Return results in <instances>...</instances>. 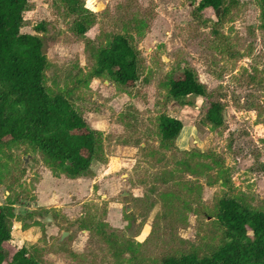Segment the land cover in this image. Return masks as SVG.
<instances>
[{"label": "rangeland", "instance_id": "1", "mask_svg": "<svg viewBox=\"0 0 264 264\" xmlns=\"http://www.w3.org/2000/svg\"><path fill=\"white\" fill-rule=\"evenodd\" d=\"M235 1L217 19L210 9L196 11L191 0H84L95 23L80 36L60 0H28L20 32L46 43L44 85L102 134V157L91 163V177L69 179L56 177L27 144H0V204L15 202L7 259L26 247L45 264H156L172 247L209 249L221 196L264 210V30L259 0ZM36 24L44 30L34 31ZM117 33L131 36L140 52L133 87L88 78L94 64L88 46L105 45ZM184 67L197 73L206 97L170 100L168 82ZM211 101L224 106L219 127L205 121ZM161 114L183 124L168 147L160 143ZM191 150L198 151L194 159L184 153ZM183 159L201 173L190 172ZM41 180L47 208H35ZM167 189L193 192L185 223L157 220ZM47 214L53 221L38 224ZM104 234L132 240L131 252L114 255Z\"/></svg>", "mask_w": 264, "mask_h": 264}, {"label": "trees", "instance_id": "2", "mask_svg": "<svg viewBox=\"0 0 264 264\" xmlns=\"http://www.w3.org/2000/svg\"><path fill=\"white\" fill-rule=\"evenodd\" d=\"M195 10L210 9L217 19L226 16L235 0H191ZM80 36L95 23V14L84 6V0H60ZM28 0H0V144L17 141L27 144L39 154L52 173L69 179L91 177V163L102 157V134L89 125L70 100L61 93H49L44 85L48 65L41 54L42 38L20 32ZM260 19L264 30V0H259ZM34 31L44 28L34 26ZM94 64L89 79L106 77L122 87H133L139 78L140 52L131 36L117 33L105 44L91 45ZM178 79L168 82L170 100L183 101L195 95L206 97V86L197 73L184 67ZM224 106L211 101L205 121L214 127L223 124ZM160 143L169 146L180 134L182 122L170 115L158 118ZM191 159L198 151L191 150ZM182 165L196 175L198 165L183 159ZM167 180H164L166 183ZM188 191L194 190L188 188ZM181 194L177 189L163 192V206L158 219L187 221L192 211L193 192ZM15 202L0 204V264H45L40 256L20 247L10 257L4 254V243L11 239ZM212 217L217 223L216 240L206 251L172 247L164 251L156 264H264V210L257 209L236 197L221 196L216 200ZM41 224L40 221L37 222ZM83 228L88 229L87 225ZM172 228V227H171ZM114 255L131 252L132 240L119 242L104 234ZM178 238V237H177ZM181 242V240H179Z\"/></svg>", "mask_w": 264, "mask_h": 264}, {"label": "water", "instance_id": "3", "mask_svg": "<svg viewBox=\"0 0 264 264\" xmlns=\"http://www.w3.org/2000/svg\"><path fill=\"white\" fill-rule=\"evenodd\" d=\"M45 47H46V43L45 41H42V47H41V54L42 55H45L46 51H45ZM226 118V115L225 113H223V119ZM127 193H124L123 195V201L124 203L126 204V210H129V198L127 197ZM53 221V216L51 214H47L46 216H44L42 219H41V222L42 223H49V222H52ZM67 233L66 232H63L62 235H61V239L66 236ZM132 234L131 232L129 233V237H131Z\"/></svg>", "mask_w": 264, "mask_h": 264}, {"label": "crops", "instance_id": "4", "mask_svg": "<svg viewBox=\"0 0 264 264\" xmlns=\"http://www.w3.org/2000/svg\"><path fill=\"white\" fill-rule=\"evenodd\" d=\"M51 181H55V179L51 176L50 180L48 182H51ZM44 183V180H41L40 183L37 185V198L35 199V208L37 207H44V208H47L45 204V202H42L41 201V195H40V191L42 189V185ZM52 194V193H51ZM38 219V218H37ZM41 222V220H38ZM8 243V242H7ZM5 246V245H4ZM17 249L14 250V252L16 251Z\"/></svg>", "mask_w": 264, "mask_h": 264}]
</instances>
